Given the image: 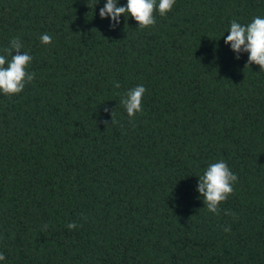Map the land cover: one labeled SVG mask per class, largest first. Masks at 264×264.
<instances>
[{"label":"trees","instance_id":"trees-1","mask_svg":"<svg viewBox=\"0 0 264 264\" xmlns=\"http://www.w3.org/2000/svg\"><path fill=\"white\" fill-rule=\"evenodd\" d=\"M105 3L0 0V54L19 37L36 77L0 93V264H264V71L224 42L264 0H176L144 30ZM220 160L238 180L214 215Z\"/></svg>","mask_w":264,"mask_h":264},{"label":"clouds","instance_id":"clouds-1","mask_svg":"<svg viewBox=\"0 0 264 264\" xmlns=\"http://www.w3.org/2000/svg\"><path fill=\"white\" fill-rule=\"evenodd\" d=\"M118 3L119 0H106L99 11L101 19L110 18V28L115 30L120 24L121 16H124L125 20L130 16L137 22L138 28L144 30L156 25L157 11L161 17L172 11L176 0H159L158 3L157 0H127L125 6H118ZM228 33L224 42L230 45L231 50L236 54L235 58L239 60L241 53H247L246 66L255 64L259 66L260 71H264V18L256 16L247 25H242L233 19ZM40 41L44 45H49L52 43V37L45 33L40 36ZM23 47L20 38L14 37L10 41V46L3 49L6 55L0 54V93L5 96L19 95L24 91L25 86L36 78L35 73L28 70L33 57L28 52L22 51ZM14 52L15 55H13ZM8 56L11 57L10 60ZM114 87L119 88V82H116ZM146 91L143 85H137L122 97L120 102L126 109L130 122L137 113H143V97ZM109 111V108H104L105 113ZM113 115L114 111L111 110V123ZM103 123L107 125L108 121ZM237 180V175L231 171L225 161L220 160L209 164L203 174L198 177L197 188L208 212L214 215L220 213L219 206L234 194L233 185ZM47 227L48 225L45 224L44 230ZM67 227L72 230L78 225L73 222ZM224 231L230 232V226H226ZM4 260L5 255L0 253V261Z\"/></svg>","mask_w":264,"mask_h":264}]
</instances>
